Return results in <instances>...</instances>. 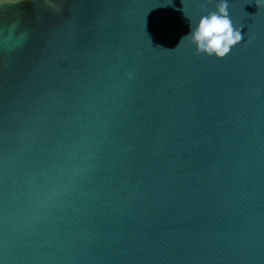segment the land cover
Returning <instances> with one entry per match:
<instances>
[{
	"label": "water",
	"instance_id": "obj_1",
	"mask_svg": "<svg viewBox=\"0 0 264 264\" xmlns=\"http://www.w3.org/2000/svg\"><path fill=\"white\" fill-rule=\"evenodd\" d=\"M0 264H264V4L0 0Z\"/></svg>",
	"mask_w": 264,
	"mask_h": 264
},
{
	"label": "clouds",
	"instance_id": "obj_2",
	"mask_svg": "<svg viewBox=\"0 0 264 264\" xmlns=\"http://www.w3.org/2000/svg\"><path fill=\"white\" fill-rule=\"evenodd\" d=\"M264 4V0H259ZM219 13L212 14L209 18L200 22L197 30L193 33V39L199 44L201 50L209 54L215 52L223 57L229 51V47L241 40L239 31H233L232 24L228 19L226 4L219 6Z\"/></svg>",
	"mask_w": 264,
	"mask_h": 264
}]
</instances>
